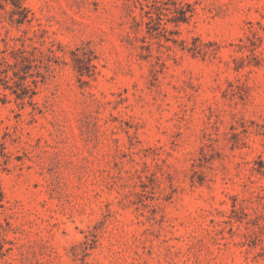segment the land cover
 <instances>
[{
	"label": "rangeland",
	"instance_id": "rangeland-1",
	"mask_svg": "<svg viewBox=\"0 0 264 264\" xmlns=\"http://www.w3.org/2000/svg\"><path fill=\"white\" fill-rule=\"evenodd\" d=\"M146 1L0 0V264H264V0Z\"/></svg>",
	"mask_w": 264,
	"mask_h": 264
},
{
	"label": "trees",
	"instance_id": "trees-1",
	"mask_svg": "<svg viewBox=\"0 0 264 264\" xmlns=\"http://www.w3.org/2000/svg\"><path fill=\"white\" fill-rule=\"evenodd\" d=\"M174 7V11H172V9L169 7V5H171ZM163 5L166 7H163ZM146 6L149 8V11L159 7V9L162 10H168L171 11V13H176L175 15L172 16L171 21H173L174 23H181V22H187L188 20V9L186 4L183 1H179V0H152V1H146ZM146 13H151V12H146ZM152 19V17H150ZM160 21H162L161 18H159ZM135 22H137L136 18H134ZM154 20V19H152ZM161 24V23H160ZM9 68H12L13 66L16 65V63L11 64L9 63V61H7L6 59H4L3 61ZM16 75V73H14ZM8 76V75H7Z\"/></svg>",
	"mask_w": 264,
	"mask_h": 264
}]
</instances>
